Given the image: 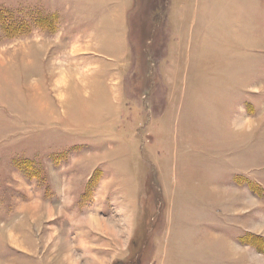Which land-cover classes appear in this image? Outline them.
<instances>
[{"label": "rangeland", "instance_id": "1", "mask_svg": "<svg viewBox=\"0 0 264 264\" xmlns=\"http://www.w3.org/2000/svg\"><path fill=\"white\" fill-rule=\"evenodd\" d=\"M260 225L264 0H0V264H264Z\"/></svg>", "mask_w": 264, "mask_h": 264}, {"label": "trees", "instance_id": "2", "mask_svg": "<svg viewBox=\"0 0 264 264\" xmlns=\"http://www.w3.org/2000/svg\"><path fill=\"white\" fill-rule=\"evenodd\" d=\"M247 240H249L248 243L254 244L257 248H260L262 250L264 249V244L261 243L262 241H264V239L262 240V237H260V235L250 234Z\"/></svg>", "mask_w": 264, "mask_h": 264}, {"label": "crops", "instance_id": "3", "mask_svg": "<svg viewBox=\"0 0 264 264\" xmlns=\"http://www.w3.org/2000/svg\"><path fill=\"white\" fill-rule=\"evenodd\" d=\"M259 227H260L261 229H263V231H264V225H260ZM246 230H247V229H246ZM252 230H253V229H251V228L248 229V231H252ZM258 230H259V229H258ZM251 248H252V247H251Z\"/></svg>", "mask_w": 264, "mask_h": 264}]
</instances>
